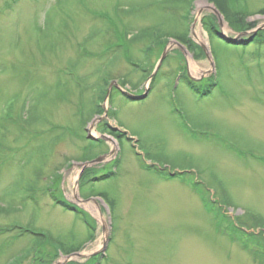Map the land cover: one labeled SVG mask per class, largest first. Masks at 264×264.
<instances>
[{
  "label": "rangeland",
  "instance_id": "rangeland-1",
  "mask_svg": "<svg viewBox=\"0 0 264 264\" xmlns=\"http://www.w3.org/2000/svg\"><path fill=\"white\" fill-rule=\"evenodd\" d=\"M222 1L251 27L207 0H0V264H264V0Z\"/></svg>",
  "mask_w": 264,
  "mask_h": 264
},
{
  "label": "trees",
  "instance_id": "trees-1",
  "mask_svg": "<svg viewBox=\"0 0 264 264\" xmlns=\"http://www.w3.org/2000/svg\"><path fill=\"white\" fill-rule=\"evenodd\" d=\"M207 1H209V2H211L212 4H214L216 7H217V9H218V11L223 15V17L227 20V22L229 23V25L234 29V30H238V31H242L243 30V28L244 27H246V26H249V27H251L249 24H247V23H245V21H244V19H242V21L240 22V20H241V18L239 19V17L237 16V15H232V13H231V11H229L228 9H227V1H222V0H207ZM209 21H206V22H203V25H205V29L207 30V32H208V34H210V35H217V27H216V24H214L213 22L211 23L210 21H212V19L210 20V19H208ZM208 22H210L211 24H210V28H209V26H208ZM259 34V33H258ZM258 42V43H257ZM184 43H186V44H189L190 45V42H184ZM254 44H256V45H259V46H264V37L263 36H261V34H259V35H257L256 36V38H255V40H254ZM190 86H191V89H193V90H197L196 88H195V84H191L190 83ZM209 92V91H208ZM207 91L205 92V94H207L208 93ZM107 127V125L106 124H104L103 125V127ZM106 131H111L110 129L108 130V129H104L103 130V134H105L106 133ZM114 131V130H113ZM113 137H115L113 134H111ZM117 136V138L118 139H120V138H122L121 137V135H116ZM98 143H101V142H98ZM57 203L59 204L60 203V205L62 206V207H64L66 210H74V209H72V207L70 206V205H68L67 203H65V202H61V201H57ZM77 213H78V211H77ZM259 226H261V225H259ZM259 226H257V225H255L254 227H259ZM259 228H261V227H259ZM24 233H26V232H24ZM232 236H233V234H232ZM245 243V242H244ZM244 243L242 244L243 245V247L244 248H246L247 249V245H244ZM63 247V246H62ZM64 249V248H63ZM68 250L66 249V252H67ZM72 251H69L68 253L70 254ZM90 261V260H89ZM85 264H87V263H85Z\"/></svg>",
  "mask_w": 264,
  "mask_h": 264
},
{
  "label": "bare ground",
  "instance_id": "bare-ground-1",
  "mask_svg": "<svg viewBox=\"0 0 264 264\" xmlns=\"http://www.w3.org/2000/svg\"><path fill=\"white\" fill-rule=\"evenodd\" d=\"M208 10V11H210V12H214L215 10H214V7H212V6H210V5H207V4H204V7H203V10ZM195 36H196V39H197V41L199 42V43H204L203 42V39H202V36H201V33H198L197 31H195ZM173 46L175 45L176 46V44L175 43H173L172 44ZM111 144H113L114 145V147H116V143L115 142H111ZM111 157V156H110ZM85 209H87L88 211H90L93 215H97V217L98 216H100V211H99V207H96V203L95 202H90V203H83L82 201H80L79 202ZM98 208V209H97ZM100 222H101V224H103L104 223V219L103 218H100Z\"/></svg>",
  "mask_w": 264,
  "mask_h": 264
},
{
  "label": "water",
  "instance_id": "water-1",
  "mask_svg": "<svg viewBox=\"0 0 264 264\" xmlns=\"http://www.w3.org/2000/svg\"><path fill=\"white\" fill-rule=\"evenodd\" d=\"M219 18H221V14L218 12V11H216V13H215ZM221 37H222V35H221ZM223 39H225V37H222ZM226 40V39H225ZM227 42H230V43H235L234 41H230V40H228L227 39ZM166 54V53H165ZM165 54H164V56H165ZM164 58V57H163ZM127 96L131 99V100H133V101H143V100H145L146 98H147V96H148V92H146L144 95H142V96H134V95H129V94H127ZM89 139H92V140H94L95 138L92 136V135H90L89 136ZM102 139L103 140H107V138L106 137H102ZM105 158L106 157H103V158H101V159H98V160H96V161H94V162H91L90 164H96V163H101V162H103L104 160H105ZM89 165V164H88ZM88 165H85V167H84V170L88 167ZM83 174V173H82ZM82 176V175H81ZM75 256H81V255H79V254H76Z\"/></svg>",
  "mask_w": 264,
  "mask_h": 264
}]
</instances>
